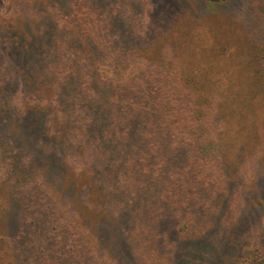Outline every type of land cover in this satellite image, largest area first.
<instances>
[{
  "label": "trees",
  "instance_id": "trees-1",
  "mask_svg": "<svg viewBox=\"0 0 264 264\" xmlns=\"http://www.w3.org/2000/svg\"><path fill=\"white\" fill-rule=\"evenodd\" d=\"M0 1L6 264H102L106 253L110 264H146L147 238L172 264H264V233L245 235L247 201L227 194L239 153L260 145L256 114L242 108L260 95L243 91L245 69L227 68L216 90L181 54L202 38L197 25L217 20L229 29L210 28L211 70L242 65L252 52L243 39L232 46L229 21L261 45L264 68V0ZM253 174L246 200L264 193V169Z\"/></svg>",
  "mask_w": 264,
  "mask_h": 264
},
{
  "label": "rangeland",
  "instance_id": "rangeland-1",
  "mask_svg": "<svg viewBox=\"0 0 264 264\" xmlns=\"http://www.w3.org/2000/svg\"><path fill=\"white\" fill-rule=\"evenodd\" d=\"M6 1H0V10H3L6 7ZM213 3H209L206 7L207 9L210 8L211 5ZM214 8L216 6H213ZM224 9L226 8L225 6H223ZM212 20V19H211ZM227 27H231V31L229 33V38H230V42L232 43V46H234L233 44H237V41H240L241 39H243V49L252 52V56L250 54L246 55L244 57V55H242L241 57V61H243L244 63L241 65H236L234 63H231L222 59L221 62L217 61V66L215 67V69H212V65L215 64L214 62V56H217L216 53L214 54L213 52H211V50L214 48L212 47L214 44L216 43L219 39L218 36H215V34L210 30L211 27L214 28H221L219 29V32L221 31V33H216V35H221V36H226V32L229 28L225 27V24L221 21L218 22L217 20L212 21V23H208L207 25H197L199 26V30H197V32L195 34H197L198 36H201V39L196 40V38H194V40H196L194 42V44H197L196 47H192V51L188 50V48L186 50H184V45L181 47L183 52H181V54L184 55V57H186V59L188 57H192L193 60L196 61H200V63L203 65L204 69L208 72V75L214 80V86L215 89H221L227 87V85H225L228 82V75L224 72L227 68L230 70V72H235L234 70L237 71H247V80L250 76H252V80H249V84L250 85H246L245 88H243V91L248 94V93H253L254 92H258V94L260 95V101H259V97L255 96L253 99L255 101V107L250 108L248 106V101H244V105H242V108H246L247 110H249L248 112L251 113V109L255 112L256 114V122L255 120H253V123H250V129L251 132L252 130L256 132V136L258 137L259 140V147L257 148L256 152L253 153V151H251V149H243L240 153H239V157H237V159L235 160V162L233 163V165L231 166L230 171L232 173L231 175V179L233 180L234 184L232 185H228L227 187V194L229 196H236L239 197L241 199V209L246 208L249 212L247 213L246 217L247 220L249 219V225L248 227H246L244 233L246 236H251V238H254V236H261L264 233V201H262V203H260V200L264 199V193L261 191V194L255 195L253 194V192H251L248 196V199L246 200V193H248L252 188H254V181L256 179L255 175L253 174L255 168L258 169V171L261 169H264V106H263V102H264V86L262 84H264V68L262 67V64L259 62V60L257 58H259V54L261 53V45L258 43H254V45L249 44L250 40H245L244 38V32L243 30H239V26L237 27L235 25V23L233 22H229L227 21ZM234 25V26H233ZM189 29L195 30L194 27H190ZM224 29V30H223ZM222 30H223V35H222ZM229 40V39H228ZM221 45V44H220ZM222 48L220 50H218V52H225L226 48L224 47V45H221ZM246 61L248 62V64H246ZM206 66V67H205ZM210 66V67H208ZM236 66V67H235ZM235 67V68H234ZM217 69H221L222 71H218ZM234 68V70H232ZM256 70V71H255ZM249 73V74H248ZM239 78L240 82H243L241 79V75H230V79L231 78ZM230 84V82H229ZM244 86V85H243ZM260 89H262L261 91H259ZM227 116L229 117V124L231 125L232 129L231 132L234 130V128L237 126V122L238 121L236 119V116L234 117L232 114H229V111H227ZM255 126V129H254ZM236 188V191H238L240 188V190H244L243 194L241 195V191L235 193L233 191V189ZM5 199V196H3V194L0 193V208L3 207V204L5 203V201H3ZM247 201V206L245 207V202ZM255 203V208L251 207V204ZM254 210V211H251ZM251 213V214H250ZM258 215V218H255L254 216ZM228 219H231V217H229ZM233 219V218H232ZM231 223V222H230ZM44 238L42 237L40 239V242H43ZM145 244H149L150 245V256L147 257V260H145L144 262L146 264H172V260L170 257V254H164L162 258H158L157 256H155V252L156 251V247L153 243H151V241L147 238L144 241ZM45 251L48 252V250L45 249ZM61 252H64V250H62ZM57 255L59 256L60 254L57 253ZM157 255V254H156ZM0 264H6L8 262V255H6V251L5 249L2 247H0ZM54 257V256H53ZM103 259V263L102 264H110L112 261L110 260V256L106 253V254H102L101 260ZM154 258V259H153ZM207 259V256L205 255V257ZM153 260V261H152ZM188 262L189 264H193V261H195V259H192V257L189 255L188 256ZM190 260V261H189ZM197 261V260H196ZM197 264V263H194Z\"/></svg>",
  "mask_w": 264,
  "mask_h": 264
}]
</instances>
